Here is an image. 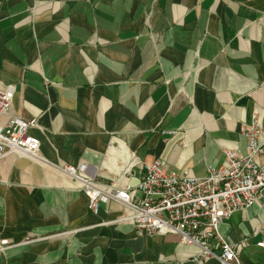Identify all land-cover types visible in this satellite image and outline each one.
Returning <instances> with one entry per match:
<instances>
[{
    "label": "crops",
    "instance_id": "1",
    "mask_svg": "<svg viewBox=\"0 0 264 264\" xmlns=\"http://www.w3.org/2000/svg\"><path fill=\"white\" fill-rule=\"evenodd\" d=\"M0 83L15 88L0 123L36 119L40 141L37 159H0V264H219L137 234L114 200L89 210L59 168L135 185L154 160L200 177L244 155L254 112L264 130V0H0ZM218 233L264 264V192Z\"/></svg>",
    "mask_w": 264,
    "mask_h": 264
},
{
    "label": "built area",
    "instance_id": "2",
    "mask_svg": "<svg viewBox=\"0 0 264 264\" xmlns=\"http://www.w3.org/2000/svg\"><path fill=\"white\" fill-rule=\"evenodd\" d=\"M14 93L13 85L0 83V118L9 111ZM258 119L254 112L252 125L241 127L247 140L245 154L226 148L222 162L208 166L205 176L167 172L161 161L154 160L142 164L135 185L125 182L116 186L88 176L84 163L59 169L77 184L89 210L94 211L98 202L114 200L127 210L123 220L137 234H176L180 242L198 248L193 261L215 255L219 264H246L237 253L241 240L227 241L218 233V226L235 211L253 205L264 192V130ZM36 126V119L8 115L0 123V159L9 151L37 159L40 141L29 134ZM212 242L218 247L216 252L211 250ZM8 245V240L0 237V252ZM257 246L264 247V242Z\"/></svg>",
    "mask_w": 264,
    "mask_h": 264
}]
</instances>
